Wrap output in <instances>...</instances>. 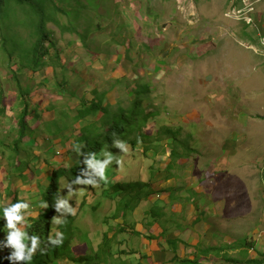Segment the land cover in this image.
Instances as JSON below:
<instances>
[{"label": "rangeland", "instance_id": "obj_1", "mask_svg": "<svg viewBox=\"0 0 264 264\" xmlns=\"http://www.w3.org/2000/svg\"><path fill=\"white\" fill-rule=\"evenodd\" d=\"M38 1L59 20L49 23L56 46L47 60L53 64L36 72L23 69L18 52L12 60L9 58L8 51L14 48L12 44L5 48L4 30L0 29V91L8 107L0 122V138L8 142L17 136L16 115L22 109L18 84L28 86L33 112L27 120L30 126H36V132L24 141L50 164L30 170L31 180L14 179L12 193L8 194L9 176H5V165L0 162V208L7 207L16 194L18 200L29 204L28 210L20 212L21 221L32 223L48 209L40 187L47 189L55 169L69 168L79 159L71 142L63 143V134H39L43 121L58 117L66 102L69 106L65 110L73 114L70 108L80 107L82 98L92 99L93 89L106 90L107 101L112 104L122 100L128 105L136 90L146 84L149 96L144 100V109L156 112L146 124L148 131L157 130L161 124L181 127V138L194 149L186 150V158L179 160L182 165L168 172L169 139L163 140L157 153H144L141 143L133 149L121 138L112 146L105 145L94 157L108 161L104 178L89 166L96 194L86 197V183L70 186L62 180V198L56 205L52 224L56 225L61 216L58 211L64 204L60 202H71L68 209L76 213L81 232L85 233L75 240L73 250L76 254L87 253L85 237L91 239L96 250L104 233L121 224L112 219L119 203L111 197L105 198L93 212L88 210V204L97 200L102 183L112 184L121 179L151 182L157 193L151 199L158 203H163L170 189L179 187V193L180 187H197L200 192L195 211L187 206L185 228L180 231L182 238L193 242L180 245L179 254L195 258L199 247L229 244L248 236L255 243L248 250V257H260L264 252V49L258 36L264 33V0H242L240 4L238 0ZM22 10L19 9L20 14ZM250 10L252 14H248ZM19 16L22 20L30 18ZM4 17L6 7L0 11L1 26L7 25ZM30 32L31 26H17L15 41L21 48L25 38L33 39ZM56 50L59 58L54 54ZM60 82L66 83L65 88L58 86ZM233 137L239 150L222 149L221 145L231 146ZM147 200L127 217V224L139 225L144 233L148 232ZM26 211L30 216H25ZM118 220L122 222V217ZM6 223L0 226V245L7 243ZM161 238L165 241V237ZM112 245L116 252L133 248L142 251L140 257L115 253V264H171L173 252L165 248L167 241L164 247L156 239L148 241L142 235L122 233ZM229 253L240 257L238 248ZM203 256L202 264H228L213 253ZM54 259L51 256L44 264H54Z\"/></svg>", "mask_w": 264, "mask_h": 264}, {"label": "trees", "instance_id": "obj_2", "mask_svg": "<svg viewBox=\"0 0 264 264\" xmlns=\"http://www.w3.org/2000/svg\"><path fill=\"white\" fill-rule=\"evenodd\" d=\"M238 4L242 0L237 1ZM53 2H49L51 5ZM31 8H30V7ZM6 7V17L3 18L7 25H0V29L3 32V42L5 48L8 49V45L12 44V50L8 51L9 58L12 60L15 54L18 52L19 62L22 64L23 69H28L36 72L49 64H53L47 60L51 56L52 47L56 46V43L52 37V31L49 28L50 22L59 23L56 18V14L51 15L47 13L46 6L42 5L38 0H0V11ZM23 8L20 14L19 9ZM30 17L28 20L19 19L17 16ZM20 17V16H19ZM31 26V37L33 39H26L20 47V44L15 41L17 26ZM249 26V25H248ZM17 40V39H16ZM54 54L59 58V51L56 50ZM15 75V74H14ZM20 88L19 103L22 105V109L16 115L18 129L17 136L13 137V140L6 142V138H0V162L5 165V176H9L8 182V194L12 193V182L14 179H21L23 182L31 180L28 175L30 170H36L38 165L45 166L50 164L49 160L45 158L41 160L39 154H35L33 145L26 143L25 137L29 134H34L36 129H31L28 123L27 116L33 112L28 100L30 94V88L28 86L23 87L18 84ZM58 86L65 88L66 83L60 82ZM146 84H142L139 89L136 90L135 96L130 99L128 105H124L122 100L117 101L116 104H112L107 101L108 92L106 90L99 91L93 89V97L90 100L86 98L80 99V107H71V114L65 107L69 106V102H66L65 106L58 111L59 116L49 121L42 122V130L39 134L44 136L46 133L52 136L64 137L63 143L66 140L72 144L71 148L76 149L79 154L78 161L69 168L60 167L55 169L50 175V184L47 189L40 187L43 191V196L48 205V209L45 213H41L34 219V221L26 228V234L29 235V239L25 242L24 256L25 259H13L10 261L7 257L16 251V249L7 243L0 245V264H44L50 260L51 256L55 259L52 261L54 264H61L63 261L71 262L73 264H115L113 259L114 254L121 255H136L141 256V249H121L116 252L113 250L112 242L119 234H130L131 236H140L142 233L137 230L136 225H129L128 215L135 211L144 199L148 198L150 203L149 207L145 210V215L153 222H158L161 218L166 217V205H161L158 202L152 201V195L157 194L153 191V185L151 182L143 180H119L112 184L102 183L103 188L97 195L96 201L92 204L89 203L88 210L93 212L97 206H99L105 198L111 197L119 203L117 212L113 215L117 223L116 229L111 226L110 231H107L103 235V241L99 247L95 250L91 239L87 236L84 242L89 248V252L83 254H76L73 250V244L76 239H80L81 232L80 224L77 223V215L68 207H72L71 202H65L63 208L58 211L61 214L60 218H57L58 223L52 224V219L56 216V205L62 196L60 195V188L63 186L62 180L70 186H78L80 181H87L84 186V196L89 194L95 195L94 188L95 181L92 175V171L89 170L87 161L92 159L103 149L105 145L112 146L118 139H122L123 142L131 145L133 149L141 143L144 144L142 151L144 153L148 150H152L157 153L162 148V142L164 139L171 140L170 158L171 161L168 164L167 171L170 172L173 168L181 166V159L186 158V150H193L194 148L188 141L181 138V127H172L167 124H161L159 128L153 132L148 131V120L153 117L156 112L147 111L144 109V100L148 98V89ZM112 89V88H110ZM74 96V92H71ZM3 91H0V122H3L8 107L4 105ZM71 106V105H70ZM78 124V127L76 125ZM147 124V125H146ZM66 131L69 132L66 133ZM49 135H47L49 137ZM8 136V135H5ZM33 138V137H32ZM38 148L41 146L37 145ZM184 146V148L182 147ZM27 147L31 148L28 149ZM182 148V149H181ZM33 149V150H32ZM49 151V150H47ZM50 152V151H49ZM52 153V152H50ZM34 160L35 163H32ZM180 160V161H179ZM38 161V163H36ZM180 164L178 166H175ZM94 171V170H93ZM174 174V173H171ZM84 184V183H82ZM179 187L173 188L177 190ZM180 191V190H178ZM67 192L70 193V190ZM191 192H194L191 190ZM66 193V192H65ZM103 194L105 196L98 199ZM65 195V194H64ZM175 195V194H173ZM16 196V194H15ZM68 196V195H66ZM179 197L177 196L176 199ZM87 200L83 199V202ZM18 200H11L6 206L16 203ZM87 201L84 202V205ZM66 205V206H65ZM21 212V210H20ZM87 212V211H85ZM28 211L25 216H30ZM47 216V218L44 217ZM118 217H122V222L118 220ZM167 218V217H166ZM111 218H107L106 221H110ZM16 223L17 226L20 224ZM6 223V218L0 216V226ZM148 224V223H147ZM13 229L8 230V234ZM171 232L169 229H163L159 237L151 234L147 236L148 241L165 237L168 248L172 250L173 255L170 258L171 264H202L200 259L203 255L209 256L212 253L217 258L222 259L228 264H264V252L260 253V257L249 258L248 250L254 248V241L250 240L248 236H242L235 240V242L223 245H206L199 247L195 258L182 257L179 254L180 243L179 238L168 239V234ZM111 234V235H110ZM36 236V247L31 253H28V248L32 247L31 237ZM86 236V235H85ZM143 236V235H142ZM7 240V239H5ZM52 241H56L53 243ZM160 244V240H158ZM24 243V242H22ZM238 248L240 251V257H234L229 253L230 249ZM143 255V254H142ZM150 257V256H148ZM46 259V260H45ZM141 263V261H140ZM139 263V264H140ZM124 264H133L131 262L124 261Z\"/></svg>", "mask_w": 264, "mask_h": 264}, {"label": "crops", "instance_id": "obj_3", "mask_svg": "<svg viewBox=\"0 0 264 264\" xmlns=\"http://www.w3.org/2000/svg\"><path fill=\"white\" fill-rule=\"evenodd\" d=\"M36 127V126H35ZM34 126H31V129H35ZM234 137L231 139V146H224L221 145V148L224 150L230 147H234V151L236 149L239 150V146L234 142ZM229 143H227L228 145ZM231 149V148H230ZM226 155V154H225ZM246 160V158L244 159ZM43 167V166H42ZM173 186H171L172 188ZM183 187H180V191H178L179 193H176L177 190H173L169 191L168 196H164V200L163 203L160 202L159 204H163L166 205V217L161 218L158 222H153V224H150L152 222L151 219H149L147 221V225H148V232L142 231V228L139 227V225L136 227L138 231H140L141 233H144L143 236L147 237L148 235L151 234H155L156 237H159L160 233L163 231V229H169L171 230V232L168 234V239H174V238H179L181 239V243L180 245H191V243L193 242L192 239L191 240H186L184 238H182L180 236V231H182L185 226L183 225V221L185 220V218L187 217V206L190 205L191 210L193 211V207L196 208L195 203L196 201L199 200L196 199L197 197H199L198 192H200V190L197 189V187H193V189H189L190 186H186V188L182 189ZM182 189V190H181ZM191 190H193L194 192H191ZM175 194V195H173ZM179 197L178 199H176V197ZM152 201L156 202V199H152ZM212 205V203H210ZM205 207L204 205L202 206V208ZM195 211V210H194ZM137 212V211H135ZM151 231V232H150ZM153 234V235H154ZM158 240L161 241V243L166 244V239L165 241L162 240V238H159L156 240V242H158ZM158 244V243H157ZM195 246V245H194ZM193 246V247H194ZM165 247V246H164ZM166 249H168V246L165 247ZM158 256H160V253L158 254ZM205 257V256H203ZM190 258V257H189ZM193 259V258H190ZM201 263H204V261L200 260Z\"/></svg>", "mask_w": 264, "mask_h": 264}, {"label": "clouds", "instance_id": "obj_4", "mask_svg": "<svg viewBox=\"0 0 264 264\" xmlns=\"http://www.w3.org/2000/svg\"><path fill=\"white\" fill-rule=\"evenodd\" d=\"M109 159H111V157H109ZM88 165L90 167H93L96 169V171L98 172V174L102 175V177L104 178V173H105V165L108 163L107 160L101 162L99 161V159L94 158V159H89L87 161ZM119 163V161H118ZM77 182L79 183H88L87 181H80L79 179H77ZM20 199V197L13 195L12 199L10 198V200H18ZM44 203V202H43ZM61 204H65L64 201L60 202ZM66 206V205H65ZM28 210L29 209V204L26 201H22V200H18L16 203L11 204L8 207H2L0 208V212H2V216L4 218H6V227L13 229V231H11L8 236H7V244L12 245L16 251L11 253L7 259H9L10 261H12L13 259L19 260V259H25L26 257L24 256V248H25V242H27L28 240V236L25 233L26 228L31 224L30 222H24L21 221L23 219V217L21 216L22 214L20 213V210ZM46 212V211H45ZM27 213V211H26ZM19 222L20 224L17 226V228L19 227V229H16V223L15 222ZM24 224V225H23ZM22 238L25 241L24 243H22ZM53 243H55L56 241H52ZM31 244L32 247L28 248V253H31L33 251V249L36 247V236L33 235L31 237Z\"/></svg>", "mask_w": 264, "mask_h": 264}, {"label": "built area", "instance_id": "obj_5", "mask_svg": "<svg viewBox=\"0 0 264 264\" xmlns=\"http://www.w3.org/2000/svg\"><path fill=\"white\" fill-rule=\"evenodd\" d=\"M251 7H247V9H250ZM253 10H250L249 11V13L248 14H252L253 12H252ZM247 22L250 24L251 23V21L249 20H247ZM259 40H260V44H261V46L263 47V49H264V33L263 34H260L259 36Z\"/></svg>", "mask_w": 264, "mask_h": 264}]
</instances>
